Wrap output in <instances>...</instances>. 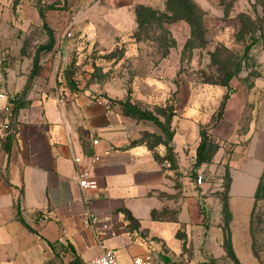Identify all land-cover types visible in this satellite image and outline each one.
I'll use <instances>...</instances> for the list:
<instances>
[{"label": "crops", "instance_id": "0c3cea01", "mask_svg": "<svg viewBox=\"0 0 264 264\" xmlns=\"http://www.w3.org/2000/svg\"><path fill=\"white\" fill-rule=\"evenodd\" d=\"M135 3L113 0L117 17L109 25L108 46L125 43L128 54L139 57L143 43L128 35L138 26ZM64 44L61 40V55ZM256 52L259 73L249 84L231 82L235 92L223 116L209 129L220 148L213 162L200 168H229L230 227L240 264H256L250 215L264 173V48ZM46 57L41 56L44 68L32 83L30 74L14 75L16 79L9 77L7 87L3 85L13 101H19L17 106L12 102L7 112L6 101L0 100V124L10 121L14 134L9 151L7 135H0V264H85L102 251L88 225L90 214L110 217L115 235L105 244L126 248L125 264L148 251L136 241V231L127 230L123 211H130L140 221V229L155 238H167L169 226L174 231L176 226L201 224L205 198L199 189L192 187L188 176L176 187L172 171L148 144L135 143L151 126L124 113L120 101L128 96L125 86H58L59 64L56 59L45 62ZM175 75L169 66L138 75L140 102L149 104L169 96ZM225 92L221 86H192L185 80L177 86L172 145L182 173L187 174L194 164L201 128L212 122ZM76 157L81 163L75 162ZM83 168L94 182L88 188L79 183ZM165 210H175L177 217L153 218L154 212L160 215Z\"/></svg>", "mask_w": 264, "mask_h": 264}, {"label": "rangeland", "instance_id": "374dc122", "mask_svg": "<svg viewBox=\"0 0 264 264\" xmlns=\"http://www.w3.org/2000/svg\"><path fill=\"white\" fill-rule=\"evenodd\" d=\"M194 1L202 9L206 33L203 42L193 38V42L189 43V24L169 14L166 0H134V8L139 4L150 6L157 11L160 20V23L153 21L147 24L146 29L141 31V38L154 42H146L143 53L138 57L136 53L128 54L125 43L108 46L112 32L109 25H113L117 17L113 14L116 13L113 0H0V81L7 87L9 77L16 79L14 75L30 74L29 83H32L44 68L40 64L41 56H47L45 62L56 59L59 64L58 86L64 83L72 87H86L93 83L115 84L125 86L131 99L138 101V75L169 66L176 72L171 94L149 104L141 101L143 110L154 113L165 122L167 109L177 102L176 88L181 81H188L192 86H216L224 77L222 69L234 73L241 66L231 82L249 84L260 69L256 50L264 48V0ZM243 12L254 18L256 26H243L240 17ZM259 27L262 30L254 33L260 39L246 52V44L251 42L252 35L248 31L253 32ZM244 28L241 34L240 30ZM67 30L73 32L71 40L65 35ZM134 34L138 36V26L128 32L129 37ZM61 40L67 45L62 55ZM50 45L51 48L46 50ZM40 46L44 48L40 49ZM37 57L39 67L35 68ZM162 74L168 77L165 72ZM157 76L163 79L159 74ZM11 101L17 106L19 100L11 98ZM146 121L150 123V130L138 140L152 147L161 162L172 171L176 187L182 186L183 177L188 176L192 187L199 189L205 200L200 207L201 224L176 226L174 231L169 226L167 238L152 237L150 231L137 227L136 241L142 242L148 252L159 258L161 252L166 253L172 259L169 264H240L226 251L223 238L219 239L223 232L221 226L226 220L223 214L226 168L211 171L195 169L192 164L187 174L182 173L178 169L175 152L176 166H173L166 148L159 142L160 138H167L164 129L152 120ZM195 172L205 174L203 184L197 183V177L193 175ZM159 216L177 217L175 210H165ZM126 227L130 230L127 223ZM116 252L125 264L122 256L128 254L127 249L118 247ZM262 256L264 259V251ZM253 261L259 264L257 259Z\"/></svg>", "mask_w": 264, "mask_h": 264}, {"label": "trees", "instance_id": "16d2710c", "mask_svg": "<svg viewBox=\"0 0 264 264\" xmlns=\"http://www.w3.org/2000/svg\"><path fill=\"white\" fill-rule=\"evenodd\" d=\"M169 14L173 17L179 18L181 20H185L189 26H190V42H193L194 39L202 40V42L205 40V24L204 19L202 16V9L198 6V4L194 0H166ZM264 11V8H263ZM135 12L137 15V22H138V36L137 34H134V38L138 41V43H143L142 48L146 45V42H154V40L151 39H143L139 35L141 34V31L146 29L147 24L153 23V21L160 23V20L158 18V13L155 9H153L150 6H147L145 4H139L135 7ZM241 22L243 26L247 25H254L255 21L254 18L243 12L240 14ZM243 28V27H242ZM262 30V28H255L253 32L248 31V33H252L251 35V42L246 44V52H249L251 47L260 39L259 36H256L254 31ZM264 30V29H263ZM245 31L244 29H241L240 32L243 34ZM262 35H264V32H262ZM52 45V44H51ZM50 47H46L48 50ZM44 48L43 46L39 47ZM39 64V57H37L34 67L38 68ZM241 70V66H239L234 73H229L226 69H222L221 72L223 73L224 77L222 81L216 85L223 87L226 92L224 94V98L222 101V104L219 108V110L215 113L214 118L212 122L201 128L200 131V143L197 148V153L195 157L194 162V168L199 169L204 164H210L213 162L214 157L216 153L218 152L220 145L218 142H216L213 138V136L209 133V129L213 127L218 120L223 116L226 102L231 97V95L235 92V89L231 86V81L235 77L237 73H239ZM120 103L123 106V111L126 115L131 116L137 120H152L154 121L158 126H160L164 133L167 134V138L165 139H159V142L166 148L168 152V159L172 161V165L176 166V156L174 154V147L172 145V140L174 137V130L172 129L171 122L172 118L177 114L175 111V103L174 105H171L167 110L168 114L165 115L166 121L162 122L158 117L152 114L151 112L148 113V111L142 109V103L140 101H136L131 99L130 95L128 94L127 98L125 100L120 101ZM14 138L13 132L8 134L6 136V143L5 148L6 150H10L11 144ZM137 142H144L143 140H136ZM149 146V145H148ZM151 150H153L152 147L149 146ZM156 158L160 160V158L156 155ZM161 161V160H160ZM198 176V172L193 173V175ZM196 180V178H195ZM231 175L229 168L226 169V182L224 184V193H223V207L224 211L223 214L226 217L225 223H223L222 227V238L223 243L226 251L228 254L233 256L238 262V258L235 254L233 242H232V235H231V229H230V222L232 219V213L230 211V206L228 202L229 197V190L231 185ZM261 203H264V173L260 177V181L258 184V188L255 194V201L252 208V212L250 215V234L252 238V250L254 256L257 258V260L260 262V264H264V259L262 256V252L264 251V205H261ZM203 206V204H202ZM125 216V221L128 224V227H130L129 231L134 232L137 230V227H140V221L136 219L132 213L128 210L123 211ZM160 217L155 212L153 213V218L156 219ZM24 223L25 220L21 217L20 218ZM26 225L34 231V229L26 223ZM137 225V226H136ZM136 226V227H134ZM226 229H225V228ZM240 263V262H239ZM215 264V263H214Z\"/></svg>", "mask_w": 264, "mask_h": 264}, {"label": "built area", "instance_id": "2783aa9c", "mask_svg": "<svg viewBox=\"0 0 264 264\" xmlns=\"http://www.w3.org/2000/svg\"><path fill=\"white\" fill-rule=\"evenodd\" d=\"M65 35L71 38L73 37V32L67 30ZM11 98H13V96L6 91L0 81V100L6 101L4 110L7 112H10L12 109ZM11 132H13V127L10 121L7 120L0 124V135L5 136ZM94 143H98V140L95 139ZM75 162L81 163V158L76 157ZM79 176V183L81 187L88 188L90 185L94 184V182L90 181V171L87 168L81 169L79 171ZM204 179L205 174L199 173L196 181L199 185H201L203 184ZM88 225L93 229L102 251L98 256L90 259L85 264H123L117 255L116 249L110 248L105 244L106 239L115 235V229L112 227L110 217L90 214L88 218ZM160 258L151 252H145L135 255L131 264H165L162 259L159 260Z\"/></svg>", "mask_w": 264, "mask_h": 264}, {"label": "water", "instance_id": "95a60500", "mask_svg": "<svg viewBox=\"0 0 264 264\" xmlns=\"http://www.w3.org/2000/svg\"><path fill=\"white\" fill-rule=\"evenodd\" d=\"M160 257L162 258V260H163L166 264H168V263L171 262V258H170L167 254H165V253H163V252L160 253Z\"/></svg>", "mask_w": 264, "mask_h": 264}]
</instances>
